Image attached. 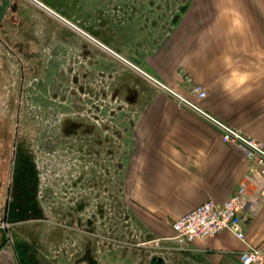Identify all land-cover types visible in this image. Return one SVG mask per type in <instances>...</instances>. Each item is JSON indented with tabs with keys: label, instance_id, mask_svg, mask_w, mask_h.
Wrapping results in <instances>:
<instances>
[{
	"label": "rangeland",
	"instance_id": "obj_1",
	"mask_svg": "<svg viewBox=\"0 0 264 264\" xmlns=\"http://www.w3.org/2000/svg\"><path fill=\"white\" fill-rule=\"evenodd\" d=\"M202 1L47 0L76 28L33 0H16L19 10L7 15L0 30V36L12 50L23 56V67L28 75L36 77L37 80L31 78V83H28L42 89L37 92L30 88L26 96L23 94L18 116L19 131L22 134L29 133L30 128L37 126L38 130H35L39 134L43 133L36 139L39 149L54 154L60 147L55 138H48L47 135L52 133L47 132L38 122L42 111L27 105L26 99L45 101L48 106L56 109L55 104L63 98L73 102L88 99V95L92 97L91 91L78 93L80 97H77L72 89L71 93L64 92L58 98L59 91L52 86L61 84V70L66 72L65 79H80L82 86L87 85L100 94V98L92 99L95 101L92 107L99 109L101 104L102 114L98 116L104 120L110 118V138H107L105 144L110 146V154L105 156L102 151L97 155L98 159L103 158L110 163V183L105 186L98 184L95 194L103 215L110 218L106 224L98 222L100 226L96 236L90 237L95 264H149L153 255L162 256L164 261L182 258L174 246L170 248L171 244H178L172 235L161 236L164 234H156L150 227L143 226L128 207L131 202L128 196L131 179L129 168L133 165V153H137L140 143L139 117L146 111L149 115L152 103L171 101L193 113L203 123L214 126L149 76L244 134L254 137L250 133L256 127L252 114L264 108V76H251L254 69L251 67L252 62H239L246 76L245 82L239 87L225 89L224 84L233 72L229 69L230 62L226 63L227 69L220 68L222 64L219 61L211 62L214 69L209 76L197 68L194 71L193 68L191 71L184 68L181 66L184 55L180 58L177 50L174 54L170 52L171 38L177 36V27L187 21L191 7L202 4ZM187 62L193 64L194 59L191 57L190 60L188 55ZM18 68L17 62L7 56V51L0 44V156H5V159L10 150L15 125L17 92L13 85L17 83ZM193 72L196 74L193 75ZM41 78L49 80L45 82ZM76 83L79 82L70 84ZM45 84L49 85L48 90L42 88ZM196 86L204 90L203 97H198L194 92ZM59 115L48 114L46 118H52L53 122ZM256 139L264 145L262 140ZM56 170L51 173V185L44 189L48 198L61 195ZM166 224L171 226V221ZM59 233L49 234L52 235L49 246L53 248L58 241L64 244L69 241L77 249L72 246L62 253L53 249L49 251V257L53 264H72L73 258L68 260L72 256L70 251H78L80 243L84 244V239L86 243L87 238L72 237L71 234L62 238Z\"/></svg>",
	"mask_w": 264,
	"mask_h": 264
},
{
	"label": "crops",
	"instance_id": "obj_2",
	"mask_svg": "<svg viewBox=\"0 0 264 264\" xmlns=\"http://www.w3.org/2000/svg\"><path fill=\"white\" fill-rule=\"evenodd\" d=\"M188 13L170 42L171 54L177 50L180 58L184 55L179 65L210 76L211 62L219 61L220 68L230 62V70L243 74L239 62L250 61L251 76H264V0H203ZM151 105L149 115L146 111L139 117L128 207L143 226L168 236L173 231L167 222L208 198L221 202L232 194L247 165L240 150L222 142L214 127L193 113L171 101ZM252 118L256 127L250 133L264 142V108ZM253 187L241 216L246 241L255 245L264 240V177L254 178ZM173 246L182 258L164 264H241L238 253L245 243L223 229Z\"/></svg>",
	"mask_w": 264,
	"mask_h": 264
},
{
	"label": "flooded vegetation",
	"instance_id": "obj_3",
	"mask_svg": "<svg viewBox=\"0 0 264 264\" xmlns=\"http://www.w3.org/2000/svg\"><path fill=\"white\" fill-rule=\"evenodd\" d=\"M33 1L70 25H75L46 0ZM2 5L0 30L6 22L7 15L10 12L15 14L19 10L16 0H0V6ZM74 27L77 28L76 25ZM0 44L7 51V56L15 60L19 66L17 83L13 85L17 95L10 150L7 159L0 156V264H53L49 251L54 249L62 253L74 246V243L70 244L69 241L68 244L58 241L53 248L49 246L52 242V235L49 234L59 232L62 238L70 234L72 237L87 238L86 243L85 239L84 244L80 243L78 251H70L72 256L68 260L71 261L73 258L72 264H95L96 258L90 247L92 243L90 237L96 236L100 224L108 223L110 218L103 215L101 206L95 200L98 184L105 186L110 183V163H107L106 159H98L97 156L102 151L105 156L110 154V146L105 145L107 138H110V118L106 119V122L98 116L102 114L101 104L99 109L92 107L95 104L92 99L95 100L100 94L89 89L87 85L82 86L80 79L74 77L70 80L65 79L66 72L58 70L60 74L62 73L60 75L62 80L59 79L61 84L52 86L56 87L54 90L59 91L58 98H61L64 92L71 93L73 89L77 97L80 93L91 91L92 97L87 96L89 101L84 98L85 95L81 101L68 102L63 98L64 100H58L55 104L57 105L55 109L48 106L45 101L26 99L27 105L42 111L40 117L37 114L35 117L40 119L38 122L47 132L52 133L47 135L48 138H55L56 144L60 147L54 154L43 151L36 145L37 137L40 138L43 134L35 130H38V126L30 128L29 133L23 134L18 126L23 94L26 96L30 88L37 92L42 89L28 83L32 77L23 67V56L12 50L1 36ZM32 79L37 80L36 77ZM43 79L45 82L49 80ZM77 81L78 84H70ZM42 88L48 90L49 85L45 84ZM49 109L53 111L48 112ZM48 114L60 115L51 122L52 118H46ZM63 160L65 162L62 163ZM56 168L61 195L48 198L44 189L51 185V173ZM87 189H93L94 192ZM149 264H164V259L162 256L153 255Z\"/></svg>",
	"mask_w": 264,
	"mask_h": 264
},
{
	"label": "built area",
	"instance_id": "obj_4",
	"mask_svg": "<svg viewBox=\"0 0 264 264\" xmlns=\"http://www.w3.org/2000/svg\"><path fill=\"white\" fill-rule=\"evenodd\" d=\"M149 77L210 122L218 131L222 142L233 145L240 150L247 165L246 174L232 194L223 201L216 202L208 198L176 217L171 222L172 238L179 243L185 244L197 238L211 237L219 231L227 229L245 243V247L238 253V259L241 264H264V240L255 245L249 244L246 241L242 229L241 216L242 210L247 206L255 193L253 179H263L264 177V145L256 138L244 134L230 124L210 114L196 103L187 100L157 79ZM194 92L198 97L205 95L204 90L200 86L194 87Z\"/></svg>",
	"mask_w": 264,
	"mask_h": 264
},
{
	"label": "clouds",
	"instance_id": "obj_5",
	"mask_svg": "<svg viewBox=\"0 0 264 264\" xmlns=\"http://www.w3.org/2000/svg\"><path fill=\"white\" fill-rule=\"evenodd\" d=\"M246 76L242 73L232 72L225 82L224 87L225 89H230L233 86L239 87L245 82Z\"/></svg>",
	"mask_w": 264,
	"mask_h": 264
},
{
	"label": "water",
	"instance_id": "obj_6",
	"mask_svg": "<svg viewBox=\"0 0 264 264\" xmlns=\"http://www.w3.org/2000/svg\"><path fill=\"white\" fill-rule=\"evenodd\" d=\"M4 4V3H3ZM2 8H3V5L2 6H0V9L2 10Z\"/></svg>",
	"mask_w": 264,
	"mask_h": 264
}]
</instances>
